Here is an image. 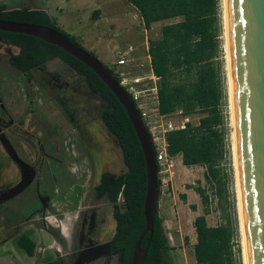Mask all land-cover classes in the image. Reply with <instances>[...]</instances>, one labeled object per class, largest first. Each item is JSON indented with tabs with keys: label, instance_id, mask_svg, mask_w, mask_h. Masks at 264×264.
<instances>
[{
	"label": "trees",
	"instance_id": "trees-1",
	"mask_svg": "<svg viewBox=\"0 0 264 264\" xmlns=\"http://www.w3.org/2000/svg\"><path fill=\"white\" fill-rule=\"evenodd\" d=\"M128 1L137 10L145 29H149L153 22L181 18L163 24L160 36L147 40L151 70L159 77L158 109L163 114L172 113L176 109H181L184 115L204 114L199 116L197 123L189 122L184 129L166 134L167 154L170 157L180 154L181 163L185 166L203 165L206 168L205 178L215 182L216 193L218 197H222L223 189L217 167L218 161L224 156L223 135L217 128L222 122L219 107L224 97L216 61L220 50L218 0ZM94 12L98 15L99 10L95 9ZM0 19L48 26L63 34L71 43L85 49L75 35L57 25L43 8L6 7V4L1 3ZM0 37L8 41L20 39L39 43L47 57L59 56L81 72L89 90L99 95L103 103L99 117L106 129L114 135L125 165V170L121 173H104L99 184L100 193H107L114 203L115 231L109 240V255L115 256L116 264H130L134 243L145 226L142 214L145 168L140 145L124 108L90 68L60 47L23 33L0 30ZM108 69L119 82L113 68ZM128 96L132 101L131 96ZM156 183L160 194L159 177ZM186 187L193 188L202 204V214L195 216L192 221L195 230V242L192 245L195 263L232 264V227L228 222L208 224L206 215L210 212V201L206 190L199 183ZM181 199H185V196L181 195ZM157 205L158 200L155 202L156 207ZM189 207L195 209V205ZM15 243L28 256L33 255L35 241L28 232L15 237ZM140 246L147 248L142 264H169L166 254L171 245L158 212L152 221V232L143 236ZM38 264L63 263L47 257Z\"/></svg>",
	"mask_w": 264,
	"mask_h": 264
},
{
	"label": "flooded vegetation",
	"instance_id": "flooded-vegetation-1",
	"mask_svg": "<svg viewBox=\"0 0 264 264\" xmlns=\"http://www.w3.org/2000/svg\"><path fill=\"white\" fill-rule=\"evenodd\" d=\"M3 84L12 85L9 95L13 96H9V100L1 96L4 95ZM82 84L85 92L79 90ZM94 97L102 102L96 92L89 90L82 73L63 58L47 57L37 42L8 41L0 37V173L7 170L8 177L12 178L9 166L15 169L14 180L0 184V205L23 193L30 185L39 193L43 191L35 195L36 199L33 197L35 202L24 213V218L12 224L16 231L19 225H28L30 221L33 227L48 233L52 240L46 247L54 248L53 259L63 264H91L99 258L109 263L115 257L109 255V240L115 231L114 203L107 193H100L99 184L104 173H121L125 165L122 161L123 168L115 171L116 153L110 147H101L109 138H101L99 133L102 108L95 111V116L91 115ZM22 105L25 111L18 117L9 110ZM73 112L79 119L67 120V115ZM25 115L35 121L50 120L54 142H49L47 150L33 148L31 138H21L22 141L20 133L13 128ZM106 134L116 141L108 130ZM46 172L56 185L52 190L41 176ZM69 213L72 214L68 217L72 218L70 227L46 223L47 217L61 221ZM22 232L24 230L20 229ZM105 244L108 247H101L97 253L89 252L90 248Z\"/></svg>",
	"mask_w": 264,
	"mask_h": 264
},
{
	"label": "rangeland",
	"instance_id": "rangeland-1",
	"mask_svg": "<svg viewBox=\"0 0 264 264\" xmlns=\"http://www.w3.org/2000/svg\"><path fill=\"white\" fill-rule=\"evenodd\" d=\"M6 4V7H45L50 12L52 18L56 21L57 25L65 24L64 22H78L79 29L90 25L96 29L98 37L92 38V43H81L86 50L93 52V54L107 67L117 69H125L129 71L130 76L138 77L140 84L143 88H148L153 85L152 78L148 69V61L146 58V51L148 39L157 38L160 36V29L163 24L171 23L180 20V17L166 19L158 22H153L149 29H145L141 22L140 16L137 10L130 4L128 0H0V4ZM55 6L62 8L61 12L55 9ZM223 5L222 0H218V38L220 50L217 56V62L219 65L220 77L222 78L224 97L221 100L219 112L222 118V122L217 128L223 135V149L224 156L218 161L217 167L219 169V179L222 186V197H218L216 193L215 182L205 178L206 168L200 167L197 170V176H186L185 173H178L175 170V166L178 163V157L174 156L172 163L174 166L170 167L168 171L161 174V187L160 191L164 197H168V205L163 208V225L168 232V238L170 241V249L166 254L169 264H196L193 255V241L194 231L192 228V220L196 215V211H193L188 204L197 198L186 197L181 199L178 195L180 189L186 184L197 185V177H200V185L204 187L206 193L210 195L209 209L207 214V221L211 225L228 222L233 229V241L232 248V264H243L242 247L239 234L238 225V212L236 205V189H235V176L232 163V126L231 116L228 101V85L226 83V71H225V54L223 50L224 35H223ZM95 9L99 10L98 15L94 12ZM84 25V26H83ZM90 38V37H89ZM93 44V45H92ZM121 51L126 53L127 63L124 67H117L115 64L116 52ZM4 85V95L1 96L7 100L10 99L9 92L11 87L7 84ZM79 90L85 92V86H79ZM81 92L82 94H84ZM85 95V94H84ZM73 99H77L74 97ZM12 100V99H11ZM78 100H80L78 98ZM93 112L91 115L95 116V111L103 107V103L96 97L93 99ZM22 106L10 107L11 113L18 117L21 111H25ZM76 109V107H73ZM71 110V109H70ZM20 111V112H19ZM25 114V113H24ZM204 113H195L188 115L192 123H197L199 116ZM28 115V113H27ZM77 114L67 115V120L73 118L79 119ZM22 117V116H21ZM52 119L53 117L50 116ZM173 121L180 119L179 114L174 112L169 114V117ZM72 121V120H71ZM20 133L21 138H27L32 140L33 148L48 149L49 142H54L51 134L54 131L50 120L48 121H35L23 116L20 121L13 127ZM99 133L101 138H109L106 144H101L103 149L110 147L111 150L116 153V161L113 166L115 171H120L123 168V163L120 156V150L117 142L109 136L106 128L99 120ZM22 140V139H21ZM58 139H55V142ZM23 141V140H22ZM60 148H63L60 147ZM48 152V151H47ZM52 155V154H50ZM47 167V166H46ZM12 170V178L7 170H2L0 173V184L4 181L14 180L15 169L9 166ZM43 180L53 189V180L43 173ZM178 176V177H177ZM10 178V179H9ZM60 185V183H58ZM58 185V186H59ZM57 188H54V191ZM43 194V191L39 193L32 185L27 187L23 193L15 196L10 201L0 205V264H38L44 259L54 257V248L49 249L46 247L51 242V236L38 227H33V222L19 225V230L14 231L16 226L12 224L14 221H21L24 218L29 206L35 202L33 197L35 195ZM198 197V195H196ZM38 198V196H37ZM36 199V197H35ZM194 199V200H193ZM39 200V199H38ZM40 201V200H39ZM167 201V200H163ZM198 203L197 212H201L202 204L200 200ZM71 213L66 214L64 218L54 220L53 218H46V223L51 225H63L64 227L71 226ZM49 221V222H48ZM11 223V224H10ZM48 224V225H50ZM30 225V226H29ZM20 229L24 232H28L32 239L36 241V250L33 256L29 257L25 252L19 248L15 243V237L20 233ZM112 223H110L109 234H111ZM14 231V232H13ZM186 237V240H185ZM4 239V242H2ZM45 246V247H43ZM115 257L111 258L109 263H106L103 258L92 262L91 264H116Z\"/></svg>",
	"mask_w": 264,
	"mask_h": 264
},
{
	"label": "water",
	"instance_id": "water-1",
	"mask_svg": "<svg viewBox=\"0 0 264 264\" xmlns=\"http://www.w3.org/2000/svg\"><path fill=\"white\" fill-rule=\"evenodd\" d=\"M232 107L248 264H264V0H227ZM0 30L23 33L60 47L90 68L124 108L145 168L142 214L145 226L134 243L130 264H142L141 239L152 232L158 200L155 152L138 110L110 70L88 50L45 25L0 19ZM96 245L89 252L97 253ZM107 252V251H106Z\"/></svg>",
	"mask_w": 264,
	"mask_h": 264
},
{
	"label": "built area",
	"instance_id": "built-area-1",
	"mask_svg": "<svg viewBox=\"0 0 264 264\" xmlns=\"http://www.w3.org/2000/svg\"><path fill=\"white\" fill-rule=\"evenodd\" d=\"M115 64L117 67H124L127 63L125 52L117 51ZM148 69L153 81V85L143 88L138 77L130 76L125 69H115L114 73L119 79L118 84L131 96L143 125L148 132L152 147L155 152V160L158 169V177L168 171L171 166V157L167 154L168 142L166 134L173 130L184 129L187 123L191 122L188 115L182 114L181 109H176L174 113L179 114L180 119L173 121L169 117L170 113H160L158 109L157 81L159 77L152 73L149 55H146ZM210 201V195H208Z\"/></svg>",
	"mask_w": 264,
	"mask_h": 264
},
{
	"label": "crops",
	"instance_id": "crops-1",
	"mask_svg": "<svg viewBox=\"0 0 264 264\" xmlns=\"http://www.w3.org/2000/svg\"><path fill=\"white\" fill-rule=\"evenodd\" d=\"M2 1V0H1ZM31 8H43L46 12H48L49 14H50V12L48 11V9L47 8H45V7H31ZM55 9L56 10H58L59 12H61V10H62V8H60V7H58V6H55ZM50 16H51V14H50ZM65 24H61V25H59L60 27H62V28H64L66 31H68L69 33H71V34H73V35H75L77 38H78V40H79V42L80 43H92V38H97L98 37V35H97V32H96V29L94 28V27H91L90 25H88V26H86V27H84L83 29H79L78 27H77V24L78 25H80V23H78V22H64ZM84 26V25H83ZM90 37V38H89ZM97 40V39H96ZM93 45V44H92ZM146 55H147V51H146ZM175 156H177L178 157V163L176 164V166H175V170L178 172V173H185L186 174V176H194V174L197 176V172L195 171V173H194V170H197L198 168H200V167H203V165H199V164H195V165H191V166H185V165H183L182 163H181V156H180V154H176ZM174 157V156H173ZM173 157H171V166L170 167H173V171H174V166H172L173 165V161H172V159H173ZM169 167V168H170ZM178 177V176H177ZM197 178H199L200 179V177H197ZM199 179H197L198 181H197V183H199L200 184V180ZM187 185H191V186H194V185H192V184H186V185H184V187H182V189H180V191H178L179 192V197L181 198V195H184L185 196V198L186 197H192V198H194V196H195V198H197L196 200H194V201H191L189 204H188V206L189 205H195V209L193 210V211H196V215L195 216H197V215H199V214H202V210H201V212H197L198 210H196V209H198V201L200 200V197H199V195L193 190V188L192 187H186ZM196 195H198V197L196 196ZM163 200H167V201H163ZM168 197H164L162 194H161V191H160V194H159V197H158V205H157V212L159 213V215L162 217V213L164 212L163 211V208H165V206L166 205H168ZM163 212H162V211ZM195 216L193 217V219L195 218ZM162 219H163V217H162ZM206 220H207V215H206ZM193 221V220H192ZM207 223H208V221H207ZM209 224V223H208ZM211 225V224H210ZM192 228H193V231L195 232V230H194V227H193V224H192ZM168 233V232H167ZM32 238V237H31ZM186 238V237H185ZM194 242H195V233H194V241H193V244H194ZM36 246H38L37 244H36V241H35V249H34V253H35V250H36ZM34 253H33V255H34ZM26 254V253H25ZM32 255V256H33ZM28 256V255H27ZM29 257H31V256H29Z\"/></svg>",
	"mask_w": 264,
	"mask_h": 264
},
{
	"label": "bare ground",
	"instance_id": "bare-ground-1",
	"mask_svg": "<svg viewBox=\"0 0 264 264\" xmlns=\"http://www.w3.org/2000/svg\"><path fill=\"white\" fill-rule=\"evenodd\" d=\"M223 5V35L224 44L223 50L225 54V71H226V83L228 85V101L231 116V137H232V165L235 176V189H236V205L238 212V227L242 247L243 264H248L247 262V251H246V241H245V230H244V220L242 211V201L240 192V182L238 173V162H237V151H236V140H235V129H234V118H233V107H232V94H231V74H230V54H229V34H228V16H227V0H222Z\"/></svg>",
	"mask_w": 264,
	"mask_h": 264
}]
</instances>
